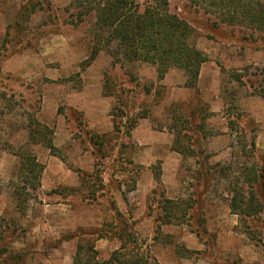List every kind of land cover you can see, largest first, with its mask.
I'll return each mask as SVG.
<instances>
[{
    "label": "rangeland",
    "instance_id": "1",
    "mask_svg": "<svg viewBox=\"0 0 264 264\" xmlns=\"http://www.w3.org/2000/svg\"><path fill=\"white\" fill-rule=\"evenodd\" d=\"M168 1L171 12L193 27L197 47L225 72L234 148L220 163L204 154L199 133L198 147L178 136L180 200L166 202L159 187L148 203L158 223L140 228L133 214L139 203L136 182L144 172L132 161L126 129L104 138L99 152L91 140L96 133L81 112L68 108L65 95L103 77L104 92L116 98L111 113L115 108L117 123L127 127L137 108L146 111L168 91L158 85L156 97L143 98L155 87L152 65L114 56L115 44H99L95 15L82 14L77 0H0V149L32 155L45 165L42 152L52 137L38 132L44 126L38 117L48 89H61L59 113L69 117L78 145L58 151L75 180L46 195L42 175L36 181L21 170L0 176V264H113L119 254L150 264L161 259L163 264H264V178L259 175L264 154L249 146L250 132L264 131V26L255 21L264 0H236L234 6L254 11L235 12L232 22L224 15L233 3ZM96 46L100 51L93 59ZM251 95L260 97L251 104L255 118L240 106L241 98ZM81 151H91L90 170L74 167L85 155ZM121 197L126 215L118 211Z\"/></svg>",
    "mask_w": 264,
    "mask_h": 264
},
{
    "label": "crops",
    "instance_id": "2",
    "mask_svg": "<svg viewBox=\"0 0 264 264\" xmlns=\"http://www.w3.org/2000/svg\"><path fill=\"white\" fill-rule=\"evenodd\" d=\"M152 70L153 77L151 80L155 82V87L151 93H154V95L151 93L149 96L143 94V98L156 97L158 95L156 90L158 85L165 87L168 92L159 103L148 108V116L139 119L138 123L131 129L128 137L133 145L132 161L136 166L143 168L144 172L136 182V192L139 193V207H136L133 214V220L140 228L142 226L156 227L158 223L149 211L148 203L151 204V197L159 187L164 193L163 199L169 201L180 200L179 193L181 190L178 189V186L181 182L183 156L181 152L175 149L177 135L173 130V110L174 106L180 102L187 104L191 100V92H194L184 87L186 78L180 70L170 69L162 81L157 80L156 67L152 66ZM224 76L225 72L217 62L208 61L201 67L197 82L199 101L207 112L204 118L202 116L197 118L201 147L204 154L210 155L211 160L214 159L220 163L227 160L230 155L232 156V149L234 148L229 145L232 129L230 125L231 117L226 113L228 102L225 95ZM140 81L143 82L142 79ZM60 90L48 89L43 92L41 97L42 107L38 120L54 131L53 146L58 151H69L70 147L76 149L78 145L69 123V117L62 116L59 113L60 98L63 96ZM104 90L103 77L99 76L96 81H84L80 88L74 90L75 92L65 95L68 108L81 112L89 128L99 135L110 134L115 128L111 111L116 98L105 95ZM188 94L189 97H187ZM255 97L260 99L258 96L251 95L240 100L242 110L250 112L253 118L256 117V114L253 112L255 109L251 104L254 106L259 101ZM140 110V107L137 108L135 114ZM208 112L209 115H207ZM250 135L251 142L249 146L255 148V153L261 152L264 154V131H251ZM28 138L27 136L26 142ZM259 150L262 151L259 152ZM42 153L45 154L43 160L45 165L40 189L44 195L69 182V180H75V173L61 157L54 156L49 149ZM81 153L85 155L76 158L74 167L81 170H90L93 167V158L88 156V154L91 155V151H81ZM21 165L20 153H9L0 149V176H8L9 174L4 175L6 173H12L11 175L18 173ZM158 198H161V196ZM117 199L120 200L119 197ZM118 208V211L124 215L128 212L123 198L118 201ZM155 213L156 211H154ZM161 261L165 263L164 259H161ZM162 262L160 264H163Z\"/></svg>",
    "mask_w": 264,
    "mask_h": 264
},
{
    "label": "trees",
    "instance_id": "3",
    "mask_svg": "<svg viewBox=\"0 0 264 264\" xmlns=\"http://www.w3.org/2000/svg\"><path fill=\"white\" fill-rule=\"evenodd\" d=\"M200 1L210 2L211 6H215L214 3L212 4L214 0ZM216 1L222 2L221 5L233 3V7L226 8L227 14L224 15L229 22L236 18L235 12L242 11L247 15H251L254 11V8L239 9L241 7L234 6L236 0ZM77 4L82 10V14L95 15L96 21L93 27L95 39L99 44H106L105 47L115 44L118 51L113 53L114 56H123L125 60L141 61L156 67L158 81L164 80L170 69H177L184 73L186 78L184 87L193 90L194 97L187 104L180 102L174 106L173 130L177 137L192 140L195 147H198L199 139L196 136L199 133V125L197 118L201 116L204 118L206 110L199 101L197 82L201 67L209 59L197 47L193 27L186 20L171 12L168 0H77ZM263 10L259 12V19L255 20L261 26H264ZM98 48L96 46L93 49V59L99 54L100 48ZM104 88L106 91L107 87ZM145 93L148 94L149 91H145ZM105 95L110 96L108 93H105ZM114 111L115 108L111 113L115 126L114 133H119L121 128H124L127 137H129L131 129L138 123L139 119L146 118L149 113L148 109L146 111L140 110L134 115L133 119H128L129 125L127 127L123 124L120 127L116 121ZM120 116L126 117L123 113ZM30 132V137H32L33 133ZM38 132H41V135L43 133L45 137L49 135L53 138L54 135V131L47 126H43V129ZM108 135L110 134L99 135L93 133L92 146L99 149L100 152L106 144L104 138H110ZM52 138L46 141L44 146L51 151V154L59 156L58 150L53 146ZM26 155H21L22 165L20 170L28 172L36 181L42 175L44 165L39 164L36 157ZM259 175L264 178V168H261ZM257 178L254 180H257ZM39 186L40 181L33 185V190H37ZM166 202L174 205L173 201L166 200ZM231 209L234 212L237 210L233 204ZM127 237L130 241L135 242L130 234ZM114 256L110 260L113 264H150L148 260L143 261V258L129 261L123 257V254L122 256L120 254ZM155 264L158 263L155 261Z\"/></svg>",
    "mask_w": 264,
    "mask_h": 264
}]
</instances>
